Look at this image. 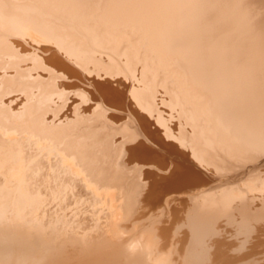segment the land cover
<instances>
[{
	"label": "bare ground",
	"instance_id": "obj_1",
	"mask_svg": "<svg viewBox=\"0 0 264 264\" xmlns=\"http://www.w3.org/2000/svg\"><path fill=\"white\" fill-rule=\"evenodd\" d=\"M0 264H264V0H0Z\"/></svg>",
	"mask_w": 264,
	"mask_h": 264
},
{
	"label": "rangeland",
	"instance_id": "obj_2",
	"mask_svg": "<svg viewBox=\"0 0 264 264\" xmlns=\"http://www.w3.org/2000/svg\"><path fill=\"white\" fill-rule=\"evenodd\" d=\"M49 65H51V64H49ZM53 68H56V70L57 71H63V73H65L66 74V70H63V69H60V68H58V67H56V66H54V65H51ZM64 82H65V87H64V89H65V92H66V94L68 95L69 94V92H70V90L71 91H73V90H76V91H80V89L82 88V89H85V91L87 90L86 89V87L85 86H83L80 82H78V81H71V82H69V81H66V80H63ZM78 85L81 87H78ZM77 86V87H76ZM68 87V88H67ZM71 88V89H70ZM77 88H78V90H77ZM82 89H81V91H82ZM67 90V91H66ZM69 91V92H68ZM76 91H73L72 93H75ZM88 91V90H87ZM83 92H84V90H83ZM83 92H82V94H83ZM81 93V92H80ZM78 94V95H77ZM81 94V97H80V94L79 93H76V95L79 97V99H78V97L77 96H75V94H71V92H70V94H69V98H71L70 100H73L75 97V101L73 102V101H71L70 103H69V105H68V107L66 108V106H64V109L66 108V110H63V112H69L70 111V109H71V105H73V103L75 104V103H78V102H82V100L83 101H85L84 100V97L85 96H83ZM73 97V98H72ZM80 98H82V99H80ZM86 98V97H85ZM106 103L108 104V105H111L112 103H110L109 101H106ZM126 108V107H125ZM129 108V110H127V113L129 112V113H131L134 117H136L137 116V114L135 113V112H133V110H132V108L131 107H128ZM127 108V109H128ZM131 109V110H130ZM127 113H125L124 115H122L123 117V119L121 120H118V122H125L126 120H127V123L125 122V123H123V125H125V129H123L124 131L126 130V128H131V129H129L130 131L131 130H133L134 131V129H137L138 127H136V125L137 124H140V118H139V116H137L136 118H134L131 114H130V118H129V115H127ZM128 113V114H129ZM134 113V114H133ZM176 113H177V111L176 110H174V116H171V117H174V118H172V119H170L171 117H169L168 115H166L167 113H164L163 114V116L167 119L166 121H167V123L171 126V127H173L174 129L176 128L175 126V124L174 123H176L177 122V119H175V117L177 118V115H176ZM143 115H145V117L151 122V130L152 131H155L156 130V128H158L159 129V131H160V133H161V130H162V127L160 126V125H158L157 123H156V119H155V117H153V118H149L148 117V115L147 114H144L143 113ZM147 115V116H146ZM131 117H133L134 119H131ZM126 118V119H125ZM138 118V119H137ZM129 119V120H128ZM130 119H131V121H130ZM138 121V123H136V120ZM133 120H135V121H133ZM134 122L136 125L134 126L133 124L132 125H130L131 123L130 122ZM128 124V125H127ZM127 126V127H126ZM132 126V127H131ZM134 126V127H133ZM138 126V125H137ZM141 126V125H140ZM154 128H153V127ZM136 127V128H135ZM142 129V130H141ZM138 131H140V132H138V131H132V135H131V137H133L134 138V140H136V141H140V140H144L147 136H149L148 135V132H147V130L145 129V128H143L142 126L140 127V128H138L137 129ZM126 131H128V130H126ZM130 131L128 132L129 133V135L131 134L130 133ZM142 131H143V133H142ZM135 132H136V134H135ZM139 134H138V133ZM136 135V136H135ZM140 135H142V136H140ZM146 137H145V136ZM155 135V134H154ZM135 136V137H134ZM138 137V138H137ZM139 137H140V139H139ZM143 139H142V138ZM137 138V139H136ZM153 145V144H152ZM154 146V145H153ZM155 147V146H154ZM136 161L139 163L138 164V166H137V168H140L139 166L141 165L142 166V164H146V166H143V168H145V169H143V170H146V169H150V170H152V171H154V172H156L157 174H159V175H164V176H167V174L169 175L170 174V172L171 171H169V172H167V173H160V172H157V170L156 169H154V167H153V169L151 168V167H149V166H147V165H150V164H156V165H158V166H160V163L159 162H157V161H155V160H144V159H140V158H137L136 159ZM209 164H206V166L205 165H203L201 168L202 169H200V172H201V174L203 175V177H205V178H207V179H209V178H211V175H213V172H215L214 170H216V168H215V166H213V165H209ZM204 167H206V168H204ZM212 169H211V168ZM209 169H211L210 171H209ZM140 170H141V168H140ZM139 169H136V172L138 171H140ZM204 171V172H203ZM137 172V173H138ZM207 172V173H206ZM210 172V173H209ZM138 176H139V174H138ZM211 184H213V182L211 183ZM210 184V185H211ZM210 185H207V186H210ZM206 186V187H207ZM192 189V190H191ZM194 191V189L193 188H191V187H189V189L188 188H186L185 189V191L184 192H186V193H191V192H193ZM196 191V190H195ZM177 192H171L170 194H176ZM169 194V195H170ZM175 196H177V195H175ZM173 201H179L178 199H174Z\"/></svg>",
	"mask_w": 264,
	"mask_h": 264
}]
</instances>
